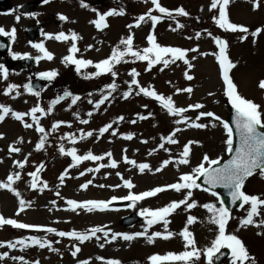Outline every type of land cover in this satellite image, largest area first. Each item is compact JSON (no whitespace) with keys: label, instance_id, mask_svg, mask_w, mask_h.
<instances>
[{"label":"rangeland","instance_id":"rangeland-1","mask_svg":"<svg viewBox=\"0 0 264 264\" xmlns=\"http://www.w3.org/2000/svg\"><path fill=\"white\" fill-rule=\"evenodd\" d=\"M23 1L26 0H12L11 4L17 5ZM110 1L112 3L110 8H106L105 3L100 4V13L104 14L114 6L113 10H122L123 15L107 16L108 27L96 30L99 45L94 51L96 64L108 59L114 49L123 51L125 45L121 44V40L129 35L133 36V50L142 52L144 48L150 47L147 36L153 34L156 42L163 47L197 49V51H188L185 57L192 67L189 68L181 60L171 62V57L168 56L165 58L169 59L170 63L166 67L159 63L149 68L147 61L126 55L121 63L113 66L115 77L110 72H101L97 75L99 70L94 67L93 87L84 86L85 88L80 89L70 83L56 88L54 81L65 72L67 62L62 65V60L64 54L69 55L67 50L69 46L63 41L45 35L51 34L54 37L57 33H64L66 28L48 25L44 28L37 44L42 43L46 50L53 54V59L41 58L31 70L37 74L56 72L51 89L35 96L24 87L28 85L25 73L9 70L7 78L0 73V105L9 106L14 111L22 113L29 112L37 105L45 110V114H36L40 126L45 129L44 134L35 130V123L30 116H25V122L33 124L32 128H25L10 114L0 122V134H2L0 182H6L9 174L19 172L21 178L15 181L13 187L20 193L19 199L26 201L24 211H19L17 196L7 189H0V216L15 219L19 223L40 226L41 229L51 227L57 231L74 230L86 233L94 227H102L108 232L107 237L104 236V232H100L80 243L73 238L59 237L55 233L35 228L19 229L11 225H3L0 226V243L5 246L0 247V255L7 253V256L0 259V264H22L21 260H14L12 257H23V260L28 261L29 264H36L37 261L39 264H69L85 260H89L88 264H105L107 260H118L120 264H151L149 257L153 255L165 256L168 253L178 255L191 250L185 247L186 241L179 235L185 227L192 233L196 248L201 252L200 259L196 260L195 264H208L203 250L211 246V242L218 234V228L209 223L211 213L202 205L214 203L219 207V201L210 192L194 189L189 202L194 200L197 206L186 209L181 205L165 218L169 221L166 227L163 221L148 227L146 223L148 217L142 216L141 211L157 210L173 201H179L184 198L187 190L176 192L167 189L155 196L137 201L128 208H122V202L127 200L123 198L130 192L139 194L179 182V177L191 173L202 162L205 154L210 159L222 158L221 161L227 159L224 143L227 133L220 122L206 116L196 121L201 111L212 112L222 120L228 121L231 104L224 95L225 87L220 67L213 55L219 52L215 38L218 37L227 43V55L235 65L229 75L236 84L239 94L259 105V110L264 114V89L259 87L260 81L264 80V0H230L226 6L229 21L246 27L249 30L247 33L226 31L218 27L213 17H219L220 5L218 4L216 9H210L211 0H159L161 6L172 12L171 17L156 11L151 0ZM179 8H183L188 15H177L176 9ZM149 9H152V15L161 17L155 28L147 17L145 21L140 22L139 27H136L137 19L148 13ZM59 10L66 12L64 6ZM40 12L36 16L39 17ZM15 21L13 14L0 16V28L7 33L15 30L16 42L13 43L9 58L13 57V54L21 55L25 52L43 57V53L31 48L26 44L24 37L20 36L21 29L27 21L17 23ZM178 24L182 27L178 28ZM129 25L132 27L130 28ZM257 28H260L261 32L254 37L251 33ZM197 33H200L199 38L196 36ZM73 56H77V53ZM0 62H4V59H0ZM133 69L138 73L135 79L140 87L154 90L165 98L170 96L175 107L185 108L188 111L180 116H172L159 101L140 93L139 87L131 84L133 76L130 73ZM185 73L191 75L193 79H186ZM77 74L78 71H71V76L75 79L79 78ZM113 83L116 85L115 90L108 87ZM9 85L18 87L6 95ZM185 88H191V93L177 92V89ZM54 91L57 95H54ZM65 92L70 95L65 96ZM125 92H129L127 98L124 97ZM109 93L111 95H108ZM104 96H108V99L96 108V103ZM58 97H63L59 105L52 104L51 102ZM73 97L80 99L73 104ZM197 103L203 105V108L188 107ZM49 107L52 108L50 113L47 112ZM90 112L91 116L88 115ZM121 117L123 119H120ZM141 117L145 118L141 119ZM185 117L189 121L203 123L206 127L197 129L188 127L183 122L175 123L176 120L183 121ZM81 120H87L88 123H81ZM57 122L63 123H59V126L53 130L52 125ZM108 124L112 125L115 135L112 134V130L100 134L99 129ZM177 128L181 129L174 137L178 143L168 144L161 140V137L169 136ZM88 132H92V135L81 139L82 134ZM128 134H132L131 140L124 138ZM42 135L45 139L44 147L36 150L35 146ZM72 137H75V143L72 142ZM21 139L22 142L17 143ZM189 141L194 142L190 145V162L187 165L178 164L176 161L183 151V146ZM161 143H164V148L159 147ZM9 146L18 147L21 151L9 152ZM61 146L65 152L75 148L77 155H85L91 151L93 155L104 156V159L85 160L71 166L74 162L71 156L61 154ZM109 152H111L110 158L106 155ZM125 156L135 164L126 163ZM25 157L27 161L24 168L17 167L14 162L24 161ZM111 160L117 162L116 168L105 166L100 167L98 172L87 171L101 164L109 165ZM164 160H172V163L157 172L156 169L161 167ZM141 163L148 164L151 170L146 169L141 173L136 166ZM37 169H40L36 178L37 187L33 189L31 187L33 177L29 174L36 172ZM65 170L67 176L61 184L59 177ZM81 172L84 175L81 176ZM125 180H130L134 187L126 188ZM88 181L91 183L87 189L81 188V185ZM44 183L47 184L46 188L43 186ZM243 190L246 194L264 199V178H261L257 172L245 181ZM113 197L116 199L113 200ZM68 200L78 203L88 200L111 201V203L103 211L95 209L88 212L79 208L71 211L67 204ZM250 207V204L244 205L243 208L231 213V219L226 225V234L236 235L243 242L249 255L255 259L256 264H264V225L256 226L264 221V205L258 206L259 215L253 217L255 224L242 227L240 220L246 218ZM131 213L140 215L141 222L134 226H122L124 217ZM189 215L196 218L191 225L186 223ZM145 228L148 229L145 236L136 237L131 241H125L121 237L111 240L113 233L134 235L137 232H144ZM154 232H160L162 235L171 232L173 236L167 240L154 237L153 242L148 243L146 237ZM33 236L51 244V248L33 245L30 240ZM21 239L25 241V245L17 244L12 249L6 246L8 242L15 243ZM101 244L103 247H100ZM75 247H79L80 251L73 257L71 253ZM163 264H185V262L164 261ZM224 264H231V258ZM245 264L248 262L246 261Z\"/></svg>","mask_w":264,"mask_h":264},{"label":"snow or ice","instance_id":"snow-or-ice-1","mask_svg":"<svg viewBox=\"0 0 264 264\" xmlns=\"http://www.w3.org/2000/svg\"><path fill=\"white\" fill-rule=\"evenodd\" d=\"M45 3H48L49 0H44ZM152 5L154 6L155 10L158 11L161 14H166L167 16L171 17L172 12L169 11L167 8L161 6L159 3V0H151ZM230 3V0H211L210 9H216L217 5L219 4V17H213L218 27L221 29H224L226 31L231 32H237L240 31L242 33H247L249 30L246 27L236 25L234 23H231L229 21L228 15L226 13V6ZM254 3V7H255ZM81 7H88L87 4L83 3V0H81ZM177 15H183L187 16L188 13L183 9L179 8L176 9ZM99 19L91 21L92 24L95 25L97 29H103L108 27V24L106 23V17L112 16V15H123V11H117V10H110L104 14H99ZM145 17H147L153 26L155 28L156 24L160 21L161 17L157 15H152V9H149L148 13L145 15H141L137 21H136V27H139L140 22L145 21ZM60 20H66L67 18L63 15L59 16ZM131 28L132 26L129 25ZM177 27H182V25H177ZM261 32L260 28H257L254 32L251 33L252 36H256ZM0 35H9L11 39H15V30L13 29L11 33H7L4 31V29L0 28ZM48 36V38H54L58 41H67L71 39L72 46L69 49V55L64 57V60L68 63H73L77 65V70L79 71L80 66L91 64V61L86 60H77L74 59L73 54L78 51L76 47L75 41L79 38L75 32H72L70 36L65 35V33L60 32L56 34L54 37L51 34H45ZM211 35V33H209ZM197 38H199L200 33L196 34ZM244 37H241L243 39ZM147 41L150 47H146L141 51L133 50V36L129 35L126 39L121 40V44L125 45V49L123 51L114 49L111 56L108 59L102 60L99 63L95 64V67L99 70L97 72V75H99L101 72H110L113 77L116 76V73L113 71V66L115 64L121 63L123 58L126 55H130L132 57H135L138 60L141 61H147L149 68H151L154 64L162 63L165 67L170 63V60L165 58L170 56L171 62H175L176 60L183 61L186 65H188L189 68L192 67V65L189 63V61L185 58L188 51H197V49H191V50H185L177 47H163L160 44L156 42V37L153 34H149L147 36ZM215 43L217 47L219 48L218 53H214L215 58L219 64L221 76L223 79V83L225 86L224 95L228 98V102L231 104V107L235 110V116L233 119V122L235 124V133L239 137V143L238 146L235 147L234 155H232L231 159H228L226 162L221 163L222 158H216V159H210L207 154L204 155L202 162L192 170L191 173L188 174H182L179 177V182L166 185L164 187H156L150 191L142 192L139 194H132L131 192L127 197H124L123 199H127L132 201L133 206L137 201H140L146 197H152L157 195L160 192H163L167 189L175 190L176 192H180L181 190H187L186 195L183 199L179 201H173L169 203L167 206L159 208L157 210H149V209H143L141 211L142 216L148 217L146 220V223L148 227H151L153 224L157 223L158 221H163V224L165 227L169 223L167 219H165L168 215L173 213L176 209L180 208L181 205H184L186 209H192L193 207H196V201H191L193 190L194 189H201L204 192H210V194L213 197H216V199L219 201V207L216 206L214 203H206L203 204L202 207L207 209L209 213H211V216L209 218V223L217 226L218 228V234L215 236V239L211 242V246L203 250L204 256L207 257L208 264H213V258L220 252L221 249H229L231 252V264H245L247 261L248 264H256L255 259L251 257L245 248L243 242L241 239H239L234 234H226V225L228 224V221L231 219L230 211L227 207H225V202L223 200H220V197L218 196L216 191H210L211 189L216 188H224L228 190V195L231 197V202L235 204L237 201H241L240 207L243 208L244 205L250 204V210L247 212L246 218H242L240 220V225L242 227H247L248 225H254L255 221L253 219L254 216L259 215L258 212V206L264 205V199L259 198L256 195H249L246 194V192L243 190L245 181L247 178L253 176L254 174L259 172V175L261 178H264V114L261 113L259 110L260 106L254 103L251 100H248L244 97H242L238 90L236 84L233 82L232 78L229 75V72L232 68L235 67V65L230 61L228 55H227V43L226 41L215 38ZM3 45H0L2 47ZM32 47L38 49L41 53H43V57L37 56L35 57L36 61L39 62L41 58H46L48 60L53 59V54L48 52L44 45L42 43L40 44H33ZM24 59V58H31L28 57L27 54L24 56H21L20 54H13V59ZM194 58V57H193ZM0 73H3L4 77L7 78V69L4 68L3 65H0ZM133 76V79L131 81V84L137 85L139 87V92L143 93L145 96L152 97L155 100L159 101L161 106L167 110V112L172 116H180L182 113H185L188 111V109L185 108H179L174 106V101L172 100V97L165 98L163 95L157 94L154 90H150L149 88L140 87L138 81L135 79V77L138 75V73L133 69L130 73ZM41 78L51 80L56 76V72H46L40 74ZM185 78L188 80H192L193 77L191 75H188L185 73ZM16 85H9L8 89L6 90L5 94H9L12 90L17 88ZM27 91L35 96H39V92H34L32 88L29 85L24 86ZM109 88L115 90L116 85L113 83L111 85H108ZM259 87L261 89H264V80L260 81ZM188 92L191 93V88H185V89H177V92ZM139 94V93H137ZM19 93L17 92V96ZM65 96L70 95V93L65 92ZM108 95H111L109 93ZM129 95V92L124 93V97L127 98ZM63 99V97H58L56 100L52 101V104L59 103V101ZM79 97H73L72 103L75 104L77 100H79ZM108 99V96H104L101 100H99L95 107L99 108L101 104L105 102V100ZM89 103H92V101H89ZM190 109H202L203 105L197 103L195 105H189ZM52 111V108L49 107L47 109V112L50 113ZM37 113L45 114V110L41 108L39 105L34 106L30 109L27 113L17 112L11 109L9 106L0 105V122H3L5 117L9 114L12 118H14L17 121H20L21 124L25 128H32L33 124L25 122V116H30L33 122L35 123V130L39 133L44 134L45 129L40 126L39 124V118L37 117ZM89 116L92 115V113H88ZM211 117L212 119L219 121L224 130L227 133V139L224 141L226 145V151L229 153L233 152V128L230 126V124L224 120H222L219 116H215L212 112H199V114L196 117V121L200 120L201 117ZM145 117H141V119H144ZM120 119H123L122 117ZM196 121H189L188 118H184L183 121L176 120V124L185 123L188 127L201 129L206 127L203 123H197ZM81 123H88L87 120H81ZM134 122V121H133ZM59 123L63 122H57L52 125V129L55 130ZM70 126V125H69ZM112 127L111 124H108L102 128L99 129V132L101 135L103 133L107 132ZM181 131L180 128L175 129L169 136L167 137H161L162 141H166L168 144H176L178 141L174 138L176 135V132ZM113 135L116 133L113 132ZM70 135V134H69ZM92 132L83 133L81 136V139L91 136ZM0 138H2V134H0ZM125 139L131 140L132 134H128L124 136ZM21 140H18L17 143H21ZM72 142L75 143L76 139L75 137H72ZM146 142V141H145ZM194 143L193 141H189L187 144L183 146V151L180 153L179 159L176 161L178 164L187 165L190 162V145ZM45 139L42 135L40 138V141L36 144L35 148L36 150H40L44 147ZM160 148H164V143H161L159 145ZM21 149L18 147H12L9 146V152H20ZM154 151V150H153ZM167 151V149H165ZM60 152L62 155H68L71 156L72 161L74 162L73 165L85 161H101L104 159V156L101 155H93L91 151L87 152L85 155H77V150L75 148L71 149L70 151L65 152V149L63 146L60 148ZM151 154V153H150ZM106 155L110 158L111 152L106 153ZM124 160L128 164H135L134 161L129 160L127 156L124 157ZM27 161V157H25L24 161H15L17 167L23 169L25 166V163ZM169 163H172V160H164L162 162L161 167L157 168L156 171H161L164 166H167ZM117 167V162L115 160H111L109 165H99V167L95 169H88L89 172H98L100 167ZM141 173H143L146 169L151 170L150 166L146 163H141L139 165H136ZM42 167V166H41ZM40 169H37L36 172H32L29 175L33 177V182L31 184V187L35 189L37 187L36 178L38 175ZM80 175H84L83 172L80 173ZM119 175V173H117ZM67 176V170L61 176L59 177L60 183L63 184L65 177ZM201 177H203V184L207 185L208 187H203L202 185L197 183V180H199ZM20 173L16 172L14 174H9L7 176L6 182H0V189H7L8 191L12 192L14 195L17 196L19 199L20 193L13 187V184L15 181L19 180ZM91 183V181H88L87 183L81 185V188L87 189L88 185ZM45 188L47 187V184L44 183L43 185ZM124 186L128 189H132L134 185L130 180L124 181ZM103 187V185H101ZM57 195L59 193L57 192ZM116 199L113 197V200ZM55 203V202H53ZM111 201L105 202V201H95V200H88L84 201L82 203H78L74 200H68L67 204L70 206L71 211H76L79 209H84L88 212H91L95 209H99L101 211L106 210L109 207V204ZM26 205V201L23 199H19V211H24ZM196 220L195 217L189 215L187 217V225H191ZM3 225H11L13 228H19V229H28V228H35L37 230H43L49 233H55L59 237H69L73 238L80 243H83L87 240H89L91 237L96 236L97 233L104 232V236H108V232L104 231L102 227H94L90 230H88L86 233H81L77 231H57L55 228H45L41 229L40 226L35 225H29L25 223H19L15 219H6L3 216H0V226ZM264 225V221L260 222V225L256 226H262ZM147 228H145L144 232H137L134 235L129 234H121V233H113L111 236V240H116L117 237H121L125 241H131L135 239L136 237L145 236L147 233ZM179 235L186 241V248H190L191 250H186L180 254H173L168 253L165 256H159V255H153L149 257V260L151 261V264H163L164 261H184L185 264H195L196 260L200 259L201 252L196 248L195 240L192 237V233L185 227L183 231L179 233ZM173 236V233L167 232V234H163L160 232H154L150 236H147L148 243L153 242L154 237H160L165 240L171 238ZM99 239V237H96ZM31 243L33 245H38L40 248H51V244L42 241L41 239L33 236L30 238ZM108 242V241H106ZM25 245V241L23 239L17 240L15 243L8 242L7 247L9 249H12L16 247V245ZM5 245L3 243H0V247H4ZM100 247H103V244L100 245ZM80 251L79 247H75V250L72 251V256L75 257L77 253ZM5 256H7V253H4L3 255H0V259H3ZM14 260H21L22 264H29L28 261H24L23 257H12ZM100 259V258H98ZM36 264H39L37 261ZM80 264H88L87 261H81ZM105 264H120V261L118 260H107Z\"/></svg>","mask_w":264,"mask_h":264},{"label":"flooded vegetation","instance_id":"flooded-vegetation-1","mask_svg":"<svg viewBox=\"0 0 264 264\" xmlns=\"http://www.w3.org/2000/svg\"><path fill=\"white\" fill-rule=\"evenodd\" d=\"M31 1L34 0H26L21 4ZM103 2L104 0L101 4ZM83 3L87 4L88 7H81V0H49L48 3L44 4V6H47V9L40 16V20L43 24L52 22L60 26V28H66L64 29L65 35L70 36L72 32H75L79 37L75 41L78 49L77 53L81 54L82 57L93 59L95 57L94 51L97 49V37L95 34L97 28L91 21L97 20L100 2L99 0H83ZM62 4L66 8V12L59 10ZM110 4V0H107V7H109ZM19 5H14L15 8L14 10L12 9L11 12L16 15V20L21 21L27 17L17 13ZM61 15L65 16L67 19L63 21L60 20L59 16ZM63 42L69 46L67 49L69 50L72 46L71 39ZM64 57H66V54L63 55L62 61H64ZM70 67H72V65ZM69 72L70 70H67L66 73L62 74L61 79L57 82V86H65L66 84H72L74 82L78 84L88 82L82 80L81 74H78L79 78L75 79Z\"/></svg>","mask_w":264,"mask_h":264},{"label":"water","instance_id":"water-1","mask_svg":"<svg viewBox=\"0 0 264 264\" xmlns=\"http://www.w3.org/2000/svg\"><path fill=\"white\" fill-rule=\"evenodd\" d=\"M9 0H0V12H6L9 9L8 5ZM41 4V1L25 5L22 7V11L26 14L31 15L34 11V9ZM26 32L28 33L29 38L33 41L34 39L37 38L39 28L37 26L35 27H28L26 28ZM0 45H3L0 47V57L4 56L7 54L9 48H10V41L5 40L3 35H0ZM35 59L32 58H24L20 61H13L12 66L21 65V68L23 70H28L34 63ZM45 87V83L42 80L37 79L36 81L33 82L32 84V89L36 91H42V89ZM230 120L229 124L233 128V152L229 153V159H231L232 155H234L235 147L238 146L239 143V137L235 133V124L233 122L234 116H235V110L231 108L230 112ZM264 131V130H262ZM226 162V161H225ZM224 163V162H223ZM199 183L203 184V177L199 180ZM205 187H208L207 185H204ZM213 191H220L221 192V200L225 202V206L229 209V211H233L234 209L238 208L240 204L242 203L241 201H237L235 204L231 202V197L228 195V190L224 188H216V189H211ZM139 220L137 216H131L128 217L124 220L123 224L124 225H132L136 223ZM231 255V252L229 249H222L214 258V264H222L229 256Z\"/></svg>","mask_w":264,"mask_h":264},{"label":"bare ground","instance_id":"bare-ground-1","mask_svg":"<svg viewBox=\"0 0 264 264\" xmlns=\"http://www.w3.org/2000/svg\"><path fill=\"white\" fill-rule=\"evenodd\" d=\"M85 261H89V260H85ZM12 264V263H11ZM69 264H80L79 262H70Z\"/></svg>","mask_w":264,"mask_h":264}]
</instances>
